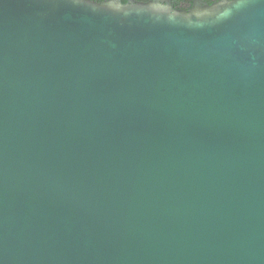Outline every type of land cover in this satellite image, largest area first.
<instances>
[{
    "label": "water",
    "instance_id": "95a60500",
    "mask_svg": "<svg viewBox=\"0 0 264 264\" xmlns=\"http://www.w3.org/2000/svg\"><path fill=\"white\" fill-rule=\"evenodd\" d=\"M0 264H264V0H0Z\"/></svg>",
    "mask_w": 264,
    "mask_h": 264
},
{
    "label": "flooded vegetation",
    "instance_id": "af4514ba",
    "mask_svg": "<svg viewBox=\"0 0 264 264\" xmlns=\"http://www.w3.org/2000/svg\"><path fill=\"white\" fill-rule=\"evenodd\" d=\"M96 3H105L111 0H89ZM122 4H127L129 2H138V3H155L160 6H170L177 11L187 12L191 10L196 3L212 5L221 1L229 0H119Z\"/></svg>",
    "mask_w": 264,
    "mask_h": 264
}]
</instances>
